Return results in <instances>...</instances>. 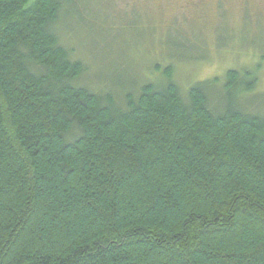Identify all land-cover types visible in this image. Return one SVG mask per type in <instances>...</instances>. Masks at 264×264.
I'll list each match as a JSON object with an SVG mask.
<instances>
[{"label":"trees","instance_id":"obj_1","mask_svg":"<svg viewBox=\"0 0 264 264\" xmlns=\"http://www.w3.org/2000/svg\"><path fill=\"white\" fill-rule=\"evenodd\" d=\"M61 9L0 0V264H264V112L237 105L256 72H226L219 109L217 78L184 98L168 67L91 89Z\"/></svg>","mask_w":264,"mask_h":264},{"label":"rangeland","instance_id":"obj_2","mask_svg":"<svg viewBox=\"0 0 264 264\" xmlns=\"http://www.w3.org/2000/svg\"><path fill=\"white\" fill-rule=\"evenodd\" d=\"M60 2L52 30L85 63L81 82L91 89L119 95L114 84L130 91L133 83H162L168 67L184 98L189 86L217 78L207 92L219 109L226 72L246 69L258 76L255 92L237 105L264 112V0Z\"/></svg>","mask_w":264,"mask_h":264}]
</instances>
